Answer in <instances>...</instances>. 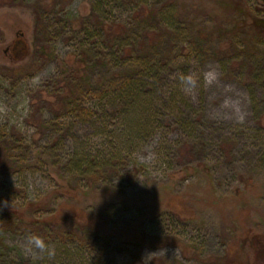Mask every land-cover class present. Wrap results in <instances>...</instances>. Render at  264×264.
Returning <instances> with one entry per match:
<instances>
[{
  "label": "rangeland",
  "instance_id": "1",
  "mask_svg": "<svg viewBox=\"0 0 264 264\" xmlns=\"http://www.w3.org/2000/svg\"><path fill=\"white\" fill-rule=\"evenodd\" d=\"M95 1L0 0V202L21 216L0 205V263L264 264V0H112L102 23ZM92 24L130 43L124 65L88 52ZM160 60L104 120L112 76ZM78 61L93 91L74 111L60 97ZM59 213L98 234L43 221ZM30 233L54 256L26 255Z\"/></svg>",
  "mask_w": 264,
  "mask_h": 264
},
{
  "label": "trees",
  "instance_id": "2",
  "mask_svg": "<svg viewBox=\"0 0 264 264\" xmlns=\"http://www.w3.org/2000/svg\"><path fill=\"white\" fill-rule=\"evenodd\" d=\"M111 1L112 0H96L93 3V7L96 12L95 14H97L98 19L100 18L101 23L103 22V16L106 15L105 8ZM165 8L166 7L163 6L160 9L161 14L163 13V16L161 18L163 19L166 18L168 20L169 19L168 12L165 11ZM155 11H157V9H154V12ZM163 24L165 26H169V23L166 20H164ZM86 25H85V28L82 30V33L85 35L84 40H93V38L96 37V35L97 36L99 35L98 36L99 38L97 40L90 43L92 49H88V52L93 51L95 53L99 47L101 48L100 51L97 54H92V55L102 58L103 63L107 65L108 64L107 61L112 60L116 66H122V64L124 65L126 63L124 62L125 57L129 55L128 53L125 54V52L128 51L127 48L130 47V43H124L122 39L123 37L122 33H118V32L113 33V31H107L106 33L105 31H103V28L105 27L104 24L101 25V28L100 27L97 28L96 25H93V24H92V28L90 26L88 28V26L86 27ZM105 29L107 28L105 27ZM98 31H99V34H96ZM119 48H120V51H119ZM102 50L104 51L106 50V52L108 50V53L110 54L106 55L105 53L102 52ZM119 52H121L120 56H119ZM129 53L130 55H132L131 51ZM163 61L164 60L156 61L152 65L148 63V65H146L145 68H139L140 71L138 73H130V74L120 73L119 75H114L112 76L113 81L110 84H107V86L105 82L103 81L105 84L104 88L100 91L99 96L94 97V98L98 99L99 103L102 100L103 101L106 100L105 104H99V106L101 107L100 115L102 114V117H104V120H106V117L108 115L112 114V112L108 110L110 106L112 107L114 106L115 112L118 111V109L120 108L119 112H123V113L126 112V109L128 107L134 108L136 105L135 104L136 101L140 97V93L143 90L148 89L146 88L147 81L150 78L148 76H151V74L156 76L160 72V70L163 68L162 66H164V64H162ZM80 63H82V61L73 62L72 66H69L70 68H68L69 70H67V77L69 79L67 83V91L64 92L63 96L60 97L62 106H64L65 108L72 109L74 111L77 109H81V110L86 109L87 106L84 105V99L85 97H87V94L92 95L91 92L93 91V87H91V79L89 75L86 77L85 76L82 77L80 75V70H81ZM92 65L94 64L92 63ZM147 105L148 104L145 103L144 107ZM146 109H148V107ZM88 111H90V113L87 115H89L90 117H93L94 109L91 107L89 108ZM84 156H86V154L79 156L78 153H74L71 156V158L68 159V164L70 162H74V166H76L77 168H81V166L85 165V163H87L88 161L86 160V157ZM92 165L96 166V163L92 161ZM84 169L86 168H82L80 170L85 172ZM0 205L3 207L7 206L3 204L2 202H0ZM29 205L30 206H27V207L35 206V204L33 205L29 204ZM7 209L10 210L11 213L15 215L17 218L21 219L20 213L17 212L20 209H16L10 206H7ZM43 221L47 222V224L54 225V227H57L53 229L60 228L59 226L61 225L58 224V221L62 222V224H65L64 222L66 221H71L74 232L70 231V233H68L67 235L68 237L74 238L78 235V233H82L85 236H91V235L98 234L97 224L91 219L84 217L83 215L75 216V215H67L66 213L64 214L59 213L57 215L51 216L50 218H46ZM226 262H228L227 259H224V262H222L221 264H225ZM0 264H3V263H0ZM228 264H230V262H228Z\"/></svg>",
  "mask_w": 264,
  "mask_h": 264
},
{
  "label": "clouds",
  "instance_id": "3",
  "mask_svg": "<svg viewBox=\"0 0 264 264\" xmlns=\"http://www.w3.org/2000/svg\"><path fill=\"white\" fill-rule=\"evenodd\" d=\"M213 78L214 77L209 74L208 82L211 83ZM187 82L192 86L196 84V81L191 77L188 78ZM23 251L26 255L37 258L45 254L52 257L55 254L54 248L50 246L49 242L44 237L33 233L26 236ZM150 254L151 253L144 254L140 264H150V262H152Z\"/></svg>",
  "mask_w": 264,
  "mask_h": 264
}]
</instances>
